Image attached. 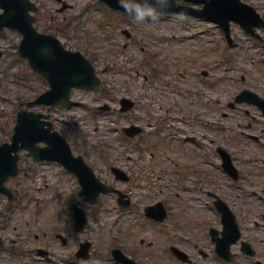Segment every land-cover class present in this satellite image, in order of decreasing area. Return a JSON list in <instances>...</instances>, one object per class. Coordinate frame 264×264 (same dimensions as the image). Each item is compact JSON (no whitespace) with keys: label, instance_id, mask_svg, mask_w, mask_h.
Returning <instances> with one entry per match:
<instances>
[{"label":"rangeland","instance_id":"obj_1","mask_svg":"<svg viewBox=\"0 0 264 264\" xmlns=\"http://www.w3.org/2000/svg\"><path fill=\"white\" fill-rule=\"evenodd\" d=\"M33 1L38 5L35 14L38 29L59 37L69 49L85 52L99 76L108 81H104L101 90L95 93L73 92L75 103L70 109L55 107L48 111L38 107L33 110L51 116L55 130L68 140L75 153L87 145L88 159L98 166V174L105 181L113 180L99 162V156L106 149V162L122 165L128 171L133 169V184L121 186L125 189L134 186L133 191L140 194L138 200L144 203L142 206L164 198L171 212L168 226L172 232L176 236L179 234L178 224L187 235L198 237L204 227L200 218L207 214L212 217V213L195 198L205 197L199 193L191 196L188 191L197 186L201 175L197 170L208 172L210 168L202 164L189 145L181 142L185 138L179 132L182 116L178 106L196 110L201 114L200 125L196 127L201 141L208 144L204 136H215L218 144L242 145L240 147L245 150L241 168L246 174L248 195L245 200L231 199L236 204L247 239L258 251V258L264 260V229L256 224L264 209V202L258 200L259 194L262 195L261 187L256 185L264 186V117L252 106L228 107L244 89L264 94V51L259 45L238 26L232 25L237 47L230 48L222 40L221 31L208 22L170 16L152 7L148 8L151 18L138 19L109 13L98 0H69L70 8L61 13L58 11L61 5L56 0ZM250 1L254 6H264V0ZM124 30L131 33L130 38ZM20 41L21 36L15 31L5 30L0 35V50L3 51L0 59V146L10 141L17 112L48 88L27 60L19 56ZM154 69L159 76H153ZM124 96L136 101L130 113L122 117L104 113L97 117L92 115V109L103 102L118 108L119 99ZM167 110L173 120L163 125L161 118L168 115ZM136 123L145 127L144 135L135 141L123 139L120 129ZM157 126L160 127L158 136L154 134ZM242 132L259 136L260 141H253L248 135L241 136ZM150 143L159 145L158 149H153L156 158L151 159L148 151L136 153L133 150L134 144L147 147ZM138 155L144 158L134 165L133 158L129 159ZM21 156L20 174L7 184L15 193L14 201L9 202L0 195V264H67L41 262V256L32 260L30 255L35 257L34 248L39 246L35 235L43 244L45 229L51 234L60 230L67 235L68 215L61 208L60 198L71 192L75 182L56 164L41 166L27 159L25 153ZM154 162L157 167L153 166ZM159 168L164 169V175ZM209 175L215 187L223 185L224 179L219 172L211 170ZM53 238L56 240L55 235ZM79 238L93 242L95 261L74 264H112L109 253L117 240L125 247L132 245V251L139 250L141 254L139 242L142 238L146 244L153 243L151 260L145 262L144 255H138L144 264H177L167 250V239L149 226L140 227L133 216L118 219L116 214L102 213L99 219L93 218ZM73 247L71 245L68 250ZM205 247L208 248L206 244ZM10 248H18L25 254L7 253ZM234 251L239 253V248ZM203 261L202 264H221L218 259ZM234 264L255 263L239 254Z\"/></svg>","mask_w":264,"mask_h":264},{"label":"water","instance_id":"obj_2","mask_svg":"<svg viewBox=\"0 0 264 264\" xmlns=\"http://www.w3.org/2000/svg\"><path fill=\"white\" fill-rule=\"evenodd\" d=\"M114 8L130 10L131 0H106ZM207 4L204 15H208L222 24L228 30L231 19L240 22L248 32H252L248 26L259 24L253 11L231 0H194ZM0 5L5 13L0 15V29L5 26L17 28L24 35L21 45V53L30 60L33 68L42 72L52 86L39 102L49 105L69 103L72 88L92 87L97 84L92 66L78 54L68 53L52 37L43 36L36 32L32 26L33 18L29 11L35 7L28 0H0ZM142 10V8L140 9ZM251 103L262 105V101L249 100ZM45 122L41 121V115L21 113L15 129L13 146H3L0 149V192L8 191L3 183L9 176L16 175V152L18 144L32 151L31 155L38 159L58 160L71 171L80 172L84 179L91 180V174L80 159L72 157L66 141L49 129H45ZM42 141L49 144L46 149L36 147V143ZM83 182V181H82ZM84 183V182H83ZM100 185L101 192L112 191L104 185Z\"/></svg>","mask_w":264,"mask_h":264},{"label":"flooded vegetation","instance_id":"obj_3","mask_svg":"<svg viewBox=\"0 0 264 264\" xmlns=\"http://www.w3.org/2000/svg\"><path fill=\"white\" fill-rule=\"evenodd\" d=\"M58 1V0H57ZM184 118L187 122V126L189 127V132L191 134H193L195 132V129H196V122H197V116L196 114L194 113H191V111L189 110H185V115H184ZM187 130L185 129V132ZM192 138H194V136L191 135ZM215 142V141H213ZM211 143L209 145L210 149H212V151H210L208 153V160L205 161L204 163L207 164L209 163L210 165H215V161H216V146L214 143ZM206 181H203V186H201V189H204V184L208 186L207 189H205V193L209 196V197H212V194H216V187H215V181L212 179V177L209 179V176L206 177ZM78 198V204L80 205H85L83 203V200L80 198V197H76ZM180 247H184L182 244H179ZM183 249V248H182ZM51 254V252H49ZM119 264V263H118Z\"/></svg>","mask_w":264,"mask_h":264}]
</instances>
